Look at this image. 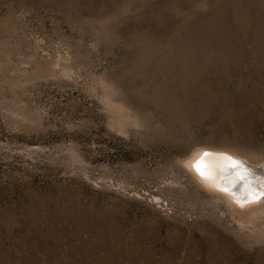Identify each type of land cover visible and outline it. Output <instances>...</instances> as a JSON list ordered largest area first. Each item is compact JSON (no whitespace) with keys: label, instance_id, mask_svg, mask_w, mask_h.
<instances>
[{"label":"rangeland","instance_id":"rangeland-1","mask_svg":"<svg viewBox=\"0 0 264 264\" xmlns=\"http://www.w3.org/2000/svg\"><path fill=\"white\" fill-rule=\"evenodd\" d=\"M204 149L264 165V0H0V264H264Z\"/></svg>","mask_w":264,"mask_h":264},{"label":"bare ground","instance_id":"bare-ground-1","mask_svg":"<svg viewBox=\"0 0 264 264\" xmlns=\"http://www.w3.org/2000/svg\"><path fill=\"white\" fill-rule=\"evenodd\" d=\"M239 159L227 151L204 149L192 153L188 166L195 180L202 184L199 186L208 189L216 199L233 207V211L247 208L241 210L240 220L249 223L252 219L249 215L258 214L264 203V165Z\"/></svg>","mask_w":264,"mask_h":264},{"label":"snow or ice","instance_id":"snow-or-ice-1","mask_svg":"<svg viewBox=\"0 0 264 264\" xmlns=\"http://www.w3.org/2000/svg\"><path fill=\"white\" fill-rule=\"evenodd\" d=\"M201 174H203V173H201Z\"/></svg>","mask_w":264,"mask_h":264}]
</instances>
